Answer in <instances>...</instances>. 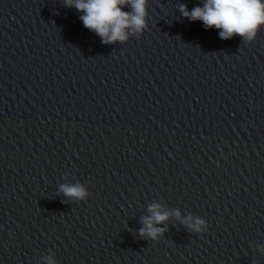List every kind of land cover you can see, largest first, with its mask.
<instances>
[{
	"label": "clouds",
	"instance_id": "9594fccd",
	"mask_svg": "<svg viewBox=\"0 0 264 264\" xmlns=\"http://www.w3.org/2000/svg\"><path fill=\"white\" fill-rule=\"evenodd\" d=\"M149 0H63V5L74 8L83 26L100 37L103 44L126 43L130 37L139 38L148 27ZM200 5L188 9L180 4L178 10L189 21L202 22L205 29L215 28L222 40L239 36L244 43L253 42L264 27V0H200ZM130 11H124L125 7ZM59 192L73 200H84L88 193L79 183L62 184ZM149 215L142 217L139 236L156 241L166 232V227L157 225L167 222L172 216L181 218L179 210L169 211L159 203L147 209ZM189 231L203 230L204 221L191 216L181 221ZM264 251V248L261 249ZM47 264L56 260L47 257Z\"/></svg>",
	"mask_w": 264,
	"mask_h": 264
}]
</instances>
